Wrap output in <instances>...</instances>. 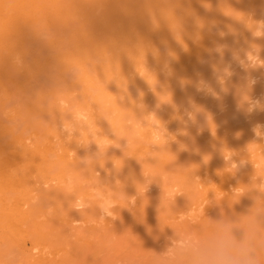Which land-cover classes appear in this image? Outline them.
I'll use <instances>...</instances> for the list:
<instances>
[{
    "label": "rangeland",
    "instance_id": "1",
    "mask_svg": "<svg viewBox=\"0 0 264 264\" xmlns=\"http://www.w3.org/2000/svg\"><path fill=\"white\" fill-rule=\"evenodd\" d=\"M1 1V6L2 3H6L5 0ZM133 1L135 4L141 5L143 10L151 4V0ZM171 1L162 0L163 6L169 7L173 4V2L170 4ZM26 2H21V5L24 6L15 4L17 10L14 11L21 14L14 11L7 13L4 9L6 4L2 6L4 8L0 6L2 8H0V25L3 22L6 23L7 20L5 25L10 23L9 27L0 26V30H6L4 33L0 31L2 33H0V37L4 39H1L0 43V73L4 75L3 72L12 69L9 70L12 72V77L11 74H7L15 82L9 83L5 79L0 85V129L2 131V127L9 128L13 132L12 135L14 134L12 137L15 135L21 137L17 147L21 148L22 145L23 149L32 150V153H34L33 150H42L51 133L52 135L53 133L57 134L59 138L50 144L52 150L49 152H46L45 147L43 148L45 153L43 152L42 155L46 161L44 165H42L43 159L40 162V156H38L39 161L38 159L35 161L36 157L34 159L31 157L35 165L34 168L29 167L32 169V173H30L33 174L32 178L29 176L30 174L27 176V172L31 171L26 166V170L28 169L25 171L27 178L30 177L31 180L29 181L32 182L33 180L37 183H32V185L28 181L29 183L26 184L25 182V184L26 186H30L29 184L35 186L37 190L28 191L32 186L30 188L24 187L27 190L21 188L23 193L28 191L26 196L23 195V199H26V203H28L26 207L34 203V206H31L33 209L29 207V210L33 212L34 207L37 206V211L42 209L43 216L40 211H36L37 213L34 211L32 219L35 221L36 218L39 219L40 223L45 226L51 223L50 226L56 228L48 233V238L60 241L57 246L58 250H61L68 239L75 237L74 235L71 236V232L72 234L74 232V234L78 233V235L76 234V247L83 244L82 249L78 247L81 249H79L80 252L76 250V253L78 252L77 258H74L73 255V258L76 259V263L74 260L75 264H155L157 254L165 248L164 237L171 236L173 234L172 229H175L178 234L196 233L200 234V237L206 238L208 233L205 234L206 230H203L205 227L203 223L206 224L209 218L211 219L208 222L213 223L218 218L225 219L221 217L225 214L229 220L242 216L244 222L257 208L264 205V201L260 202L257 198L255 200V196L250 195L251 201V197L249 196V199L246 192V190L248 191L247 186L252 185L256 179L254 174L257 172L260 175L264 174V150H262L264 144L260 143V140V142L253 140L254 137L250 140L251 135H245L249 134L247 131L251 132L253 124L264 120L262 117L264 113H257L254 115L255 117L253 115L251 117L237 111L234 93L236 86L244 83L246 73L233 59V56L237 60L246 59L248 54L256 55L259 50V60L264 63V38L253 39L249 30L253 26V20H257L261 10H264V0H182L181 5L178 4L173 8L175 21L166 25L164 29L159 27L160 31L157 29L159 24L155 25V18L159 12L156 13V9L155 11L149 9L146 16L149 17V23L154 22L151 23L150 31L135 35L134 41L124 45L126 51L123 52L122 48L116 49L118 42L108 43L102 48L100 54L90 53L89 59L82 64L74 56L75 51L74 54H69L68 51L70 50L67 51L70 48L68 45H71L73 41L72 38H69L66 27L54 26L50 20L48 21L50 19L48 18L50 17L49 13H51L49 1L29 0L28 2L26 0ZM29 15L30 18H27ZM154 16L155 18H153ZM93 32H90L93 35L87 33V36L90 34L96 38L97 36ZM91 36L86 41L94 38ZM143 36H147V38H143ZM12 41L18 44L11 43ZM69 41L72 43L70 44ZM232 44H235L237 48L234 49ZM73 48L74 46H71V52ZM59 50H62V56L67 53V57L70 55L71 58H66L67 64H65L64 69L60 70H58L60 67H57L58 55L59 53L61 55ZM78 52L77 49L76 54ZM102 52L105 53L102 54ZM254 52L256 53L254 54ZM72 55L73 57H71ZM114 56H116L113 60L114 64L111 65L109 59ZM7 57L8 59H6ZM56 58L57 64L54 60ZM9 59L11 64H8L10 67L7 69ZM232 60L234 65L230 63ZM68 61L70 62L68 63ZM139 61L140 65L138 64ZM226 63L233 65L234 69V75L225 85L230 90L227 97H221L217 100L209 94L198 95L203 76H206L207 73L209 76L207 78L214 79L216 75H212L214 72L211 74L210 71L215 70L217 74L216 70H219V66L224 67L227 65ZM216 64L219 65L218 68ZM14 67L17 69L14 70ZM244 67L247 68L248 65L245 64ZM98 69L106 70L96 73ZM25 70L27 74H24ZM30 70L32 71L30 72ZM255 72L258 75L257 78H261L259 81L264 80V68L252 72L249 69V73L255 74ZM118 73L124 75L119 77ZM196 77L199 78V81L196 80ZM192 79L196 81L193 82ZM180 80H183L184 83H181ZM19 81L21 84L23 82L22 89L19 88L21 86H19L20 83L18 84ZM192 82L193 84L197 82L195 84L196 86L199 85V88L195 85L192 88ZM220 87L222 86L220 85ZM182 88L183 92H180L179 89ZM5 89L9 91L6 92L7 94L4 93ZM192 89L193 93L190 92ZM253 90L255 93L264 91V81L259 82ZM239 91L242 89L238 88ZM254 92L252 91V94ZM193 94L197 96L195 99L190 98L194 96ZM37 95H40L38 99ZM190 101L194 103L192 104ZM33 104H37L38 110L30 112V109H27L31 106H28H33ZM178 104L185 105L181 108V105L178 106ZM188 104L192 105V108ZM81 110L83 114H88L91 136L88 131H81L77 137L67 138L63 136L58 131L60 121H71L73 113L82 112ZM3 132L4 134L1 135L5 136H0V145L8 146L5 149L8 154L11 149L14 150V145L10 144L13 138L9 132ZM258 145H261V149L256 152V148H259ZM21 149L18 150L21 151ZM225 149L230 150V152L233 151V159L226 160V158L221 157V153H223L221 151ZM11 159L14 160L15 158ZM228 161L238 164V168L234 163L228 164ZM252 161L254 162L253 165ZM37 164V167L39 164L41 165L40 168L44 167L43 174L40 176L42 169L39 168L40 173H38ZM61 169H63L62 174ZM96 170L98 171L96 172ZM221 172L222 174H220ZM223 172L229 175V179ZM61 175H63V179H61V183H63L60 187L64 192L60 190L59 195L65 197L67 193L74 195L76 192L81 199L77 198L75 196L77 194H75L76 203L86 204V207L81 205L83 210L81 207L78 209L74 206L75 202L73 201L75 200H70L73 199L71 194L69 196L72 197H69V200L73 205L70 209H65L63 206V210L60 208L61 205L58 207L60 209L57 210L58 205L55 203L58 202L57 197L48 199L52 198L48 194L52 192L50 190L45 193V190H49L50 184L54 186L58 182L57 178ZM54 176H57L56 179ZM50 177L55 180L53 183L49 181V179L52 180ZM200 178H202V182ZM99 179L102 183L113 187L116 183L126 196L132 197L131 199L135 201V207L128 210L124 195L113 193L109 189L111 195L118 196L114 202L124 208H119L118 212L113 214V219H101L96 210V201L92 196ZM42 182L46 183L47 188ZM198 182L202 184L200 185ZM192 183L194 189L191 191ZM203 184L204 187H202ZM250 185L249 189L253 187ZM38 187L42 190L39 191ZM244 187L247 189L242 190ZM35 188L33 187V189ZM51 188L53 189V187ZM197 189L198 191H194ZM175 192L177 193L175 194ZM248 192L250 194L251 191ZM139 193L140 195H138ZM224 193L226 195H223ZM46 194L47 197H45L48 200L41 197ZM59 195L58 197H60ZM240 195L242 198L244 196L248 198V201L253 202L254 200L257 207L247 201L248 205L246 206V202H244L246 199L243 201L241 198H236L241 199L240 201L244 203L236 202L235 196L239 197ZM222 197L225 198L222 199ZM27 198L30 199V202ZM65 198L62 199L66 200L68 197ZM146 198L152 203L147 207L145 205ZM228 198L230 201L233 198L236 203L243 206L234 208V212L230 211L232 210L230 209L231 205L226 203ZM51 200L56 201L52 202ZM234 201L233 204H235ZM200 202L201 207L198 205ZM224 202L226 206H224ZM29 203L31 204L29 205ZM218 205L222 206L219 207ZM227 205L230 206L229 209ZM73 206L77 213H74L76 211L72 209ZM55 207L56 210H54ZM202 207L204 209H201ZM175 208L179 209L176 210ZM214 209H216L215 212ZM62 210L66 211L65 215ZM70 212L74 217L75 215L78 217L83 215L79 218L83 219L81 222L79 221L80 223L68 221L71 226H76V230L80 228L79 231H87L83 232L85 234L82 236L83 239L80 236L82 241L78 237L82 232L73 230L74 227L71 229L65 219L66 225L64 227L66 226V228L64 232L62 231L64 228L61 217L64 218L69 213L70 218H74ZM35 213L37 215H34ZM244 217L246 218L244 219ZM66 218L69 219L68 216ZM238 221L237 218L236 222L238 223ZM261 221L264 222V217L261 218ZM67 225L70 229L67 228ZM212 225L210 224L211 227ZM47 226L49 227V224ZM210 226L208 224L206 228ZM59 227L63 229L60 230ZM25 229L28 231V225L23 228L24 232ZM67 230L69 234L68 232L66 234ZM109 232L113 235H110ZM26 236L27 233L25 232L23 240L26 239ZM63 237L65 240L68 237L67 241H64ZM122 238L124 239L122 240ZM28 240L27 238V248L31 246ZM135 240L139 241L140 244L136 245L137 241L134 242ZM116 245L117 247L121 245L118 249L116 247L120 252L114 250ZM127 255H132V258L129 256L128 259ZM3 260L15 263L16 254L6 255Z\"/></svg>",
    "mask_w": 264,
    "mask_h": 264
},
{
    "label": "bare ground",
    "instance_id": "2",
    "mask_svg": "<svg viewBox=\"0 0 264 264\" xmlns=\"http://www.w3.org/2000/svg\"><path fill=\"white\" fill-rule=\"evenodd\" d=\"M1 1V0H0ZM22 1H25L26 2V0H5L4 2H6V3H2V6L3 5H5V8L4 7H2L1 6V3H0V6L2 7V8H4L5 9V11H7V13H9L10 11H14V10H17V9H15L16 7V5L17 4H20V6H24V5H21L22 3ZM28 2H29V0H27ZM31 1V0H30ZM33 1V0H32ZM49 1V5H50V7H51V13H49V15H50V17H48V18H50V19H48V21L50 20V22H52L51 24H53L54 26H59V27H62V26H64V27H66V29L68 30V34H69V38H72V41H73V43L72 42H70V44L72 43V44H74V45H68L70 48L69 49H67V51L68 50H70V51H68V52H70L69 54H74L75 53V55L74 56H76V58H78V60H76V61H78V62H81L80 64H82V63H84L85 61H87L88 59H89V57H88V55L90 54V53H96V54H100L101 53V51H102V48L103 47H105L108 43L110 44V43H114V42H118V46H117V48L116 49H121L122 48V50H123V52L124 51H126V46H124L126 43H128V42H130V41H134V37H135V35H141L142 33H146V32H148V31H150V29H151V27H152V25H151V23H149V17L148 16H146V13H147V11L150 9L151 11H155V9H156V13H158L159 12V14H158V16L155 18V16L153 17V18H155L156 19V21H155V25H158V27H157V29H158V31H160V29H159V27L160 28H162V29H164V27L166 26V25H169L170 23H172V22H174L175 21V15H174V13H173V8H174V6H176V5H178V4H180L181 5V1L182 0H172L171 1V3L170 4H172V2H173V4L172 5H169V7L168 6H166V7H164L163 6V3H162V0H151L150 1V6L148 7V8H145L144 10L143 9H141V5H139L138 3L137 4H135V2L133 1V0H48ZM1 2H3V0L1 1ZM24 3V2H23ZM27 3V2H26ZM35 3V2H34ZM16 4V5H15ZM27 4H29V3H27ZM33 4V3H32ZM36 4V3H35ZM28 6V5H27ZM153 6V7H152ZM0 7V8H1ZM151 7H152V9H151ZM1 8V9H2ZM154 8V9H153ZM100 9V10H99ZM167 9V11H165ZM21 10V9H20ZM99 10V12H97ZM2 11V10H1ZM262 11V12H261ZM261 11H259V12H261V13H259V17L257 18V20L258 19H264V10H261ZM14 12H18V11H14ZM19 13V12H18ZM98 13V14H97ZM258 13V12H257ZM19 14H21V13H19ZM23 15H24V13H22ZM261 14V15H260ZM98 15V16H97ZM15 16V15H14ZM28 16V15H27ZM26 16V17H27ZM11 18H12V16H11ZM17 18V17H16ZM27 18H30V15H29V17H27ZM26 18V19H27ZM32 18V17H31ZM151 18V17H150ZM134 21H133V20ZM152 19V18H151ZM132 20V21H131ZM157 20H159V22H157ZM131 21V22H130ZM152 21V20H151ZM7 22H8V20H7ZM6 22V23H7ZM9 22H10V19H9ZM14 22H15V20H14ZM6 23H2L0 26H3L4 25V27L6 26L5 24ZM154 23V22H153ZM152 23V24H153ZM158 23V24H157ZM10 23H8L7 24V26L9 25ZM6 26V27H7ZM3 27V29H5ZM9 27V26H8ZM7 29V28H6ZM88 29V30H87ZM138 30V31H137ZM0 31H2V30H0ZM4 31L6 32V30H3L2 32L4 33ZM93 32V33H95L94 35H96L97 37L95 38L94 36V38L91 36V35H93V34H91L90 32ZM137 31V32H136ZM1 33V32H0ZM87 33H90V34H88V36H87ZM2 34V33H1ZM0 34V35H1ZM94 39H89V40H91V41H86V39H88L90 36ZM164 35V34H163ZM6 36V35H5ZM146 38H147V36H145ZM144 36H143V38H145ZM1 37H0V43H1ZM7 39V38H6ZM2 40H4V39H2ZM8 40V39H7ZM103 40H104V42H103ZM8 42V41H7ZM10 42V41H9ZM16 42V41H15ZM17 42H19V41H17ZM226 42V41H225ZM11 43H14V41H12ZM21 43V42H20ZM14 44H18V43H14ZM223 44H225V43H223ZM229 44V43H228ZM4 45V44H3ZM10 45H13V44H10ZM234 47L236 46L235 44H232ZM71 46H74V48L72 49V52H71ZM124 46V47H123ZM221 46H222V44H221ZM237 47H235L234 49H236ZM77 49L79 50V52L76 54V51H77ZM88 50H89V52H88ZM75 51V52H74ZM58 52H61V55H60V53H59V57H58V64L56 63V61H57V58L56 59H54L55 60V63L57 64V67H60L58 70H60V69H64V66H66L65 64H67V59L66 58H70V55H68V57H67V53H64L65 55L64 56H62L63 55V53H62V50H59ZM74 52V53H73ZM138 52V51H137ZM103 53H105V52H102V54ZM256 52H254V54H255ZM252 56H255V55H253V54H251ZM260 55V54H259ZM247 56H249V54L247 55ZM57 57V56H56ZM71 57H73V55L71 56ZM115 57L116 56H114L113 58H110L109 60H110V62L112 63H110L111 65H113L114 63H113V60H115ZM140 57H141V55H140ZM246 57V56H245ZM6 59H8V57L6 58ZM5 59V61L7 62V60ZM65 59H66V61H65ZM71 59V58H70ZM108 60V61H109ZM9 62L7 63V66H8V68L7 69H9V63H10V59L8 60ZM70 61H68V63H69ZM220 63H221V61H219ZM219 62H218V64H219ZM224 62H226V61H224ZM228 62H229V60H228ZM233 62V60L230 62V63H232ZM236 62V61H235ZM138 63V62H137ZM11 64V63H10ZM139 65H140V61H139V63H138ZM218 64H216V67L218 68V66L220 65H218ZM222 64H225V63H222ZM226 64H228V63H226ZM233 65H234V63H232ZM236 64V63H235ZM143 65V64H142ZM215 65V64H214ZM233 65H232V70H234L233 69ZM238 65V64H237ZM237 65H235V66H237ZM56 66V65H55ZM121 66H123V65H121ZM135 66H137V65H135ZM213 66V65H212ZM225 66V65H224ZM239 66V65H238ZM6 67V66H5ZM11 67H13V65H11ZM32 67V66H31ZM140 67V66H139ZM138 67V68H139ZM211 67V66H210ZM221 67V68H220ZM15 68V67H14ZM212 68V67H211ZM223 67L222 66H219V70L220 69H222ZM17 68H15L14 70H16ZM32 69V68H31ZM210 69V68H209ZM10 71L12 70V69H9ZM9 70H7V72L5 71V72H3L4 73V75L2 74V73H0L1 75H0V85H1V82L2 81H4L5 79H7L8 81L7 82H9V83H15L13 80H12V72H9ZM103 69H98L97 70V72L96 73H98V71L100 72V71H102ZM106 70V69H105ZM105 70H103V71H105ZM207 70V69H206ZM218 70V69H217ZM216 70V71H217ZM28 71H29V69H28ZM27 71V72H28ZM32 70H30V72H31ZM33 71H34V69H33ZM214 72V73H213ZM11 74L10 76H8V74ZM26 73V70H25V72H24V74ZM29 73V72H28ZM210 73L212 74V75H216V77L213 79H209V78H207V77H209L208 75H207V73H206V76L204 75H202L204 78H203V80L202 81H200V83L201 82H206L207 83V85L208 86H210L212 89H214L217 93H219V95H220V97H227V95H228V93L230 92V90L228 89V91L227 92H223V91H221V87H220V85L218 84V82H217V74L215 73V70H213L212 72L210 71ZM209 73V74H210ZM27 74V73H26ZM250 74H252V73H250ZM257 74H259L258 72H257ZM122 75H124V74H122V73H118V76L119 77H121ZM212 75H211V77H212ZM252 75H254L255 77H258V75H256V72H255V74H252ZM201 77V76H200ZM206 77V78H205ZM197 78V77H196ZM261 79V78H260ZM259 79V80H260ZM196 80H198L199 81V78H197ZM195 79H192V81L194 82V81H196ZM200 80H201V78H200ZM181 81V80H180ZM183 81V80H182ZM181 81V83H184V82H182ZM262 81H264V80H262ZM262 81H260V82H262ZM22 82V81H21ZM193 82L191 83L192 85H193V87L192 88H194V85L196 86V84H197V82H195L194 84H193ZM20 83V81L18 82V84ZM22 84H23V82H22ZM22 84L20 83L19 84V88L20 89H22ZM185 85V84H184ZM183 85V86H184ZM191 85V86H192ZM16 86V85H15ZM18 86V85H17ZM202 85H200V87H201ZM179 87H180V84H179ZM185 87H186V85H185ZM189 87V86H188ZM187 87V88H188ZM196 87H198L199 88V85L198 86H196ZM189 89V88H188ZM191 89V88H190ZM200 89V88H199ZM258 89H260V88H258ZM8 89H5L4 91V93H8L9 91H7ZM179 90H181L180 92H183L182 90H183V88L182 89H179ZM199 92H198V95H200V96H203V95H208V93L206 92V91H201L200 92V90H198ZM253 92H254V90H252ZM260 91V90H259ZM190 92H194L193 91V89H192V91H190ZM196 92V91H195ZM6 93V94H7ZM186 93V92H185ZM180 94V93H179ZM182 94V93H181ZM262 94H264V91H260V92H257V93H253V95L254 96H259V95H262ZM9 95H10V93H9ZM184 95H186V94H184ZM194 96L193 97H190V98H192V99H195V96H196V94H193ZM210 95V94H209ZM40 96V95H39ZM38 95L36 96L37 97V99H38V97H39ZM210 96H212V95H210ZM187 97V96H186ZM197 97V96H196ZM186 99V98H185ZM192 99H191V101H192ZM175 100H178V99H175ZM179 100H181V99H179ZM62 101V100H61ZM185 101V100H184ZM190 101V102H191ZM194 101V100H193ZM192 103V102H191ZM194 103V102H193ZM192 103V104H193ZM142 105V104H141ZM174 105V104H173ZM175 105H177V104H175ZM179 105H181V108H182V106L183 105H185V104H178V106ZM189 106H190V104H188ZM31 106V107H30ZM186 106H187V104H186ZM192 106V105H191ZM190 106V108H192ZM28 107H30V108H28L27 110H29L30 109V112L31 111H37L38 110V106H37V104L36 105H34L33 104V106L32 105H29ZM188 107V106H187ZM184 108V107H183ZM188 110H189V108H187ZM82 110H84L85 111V109H82ZM81 110V111H82ZM184 110H185V108H184ZM191 112V111H190ZM82 115H85V113L83 114V111L82 112H80ZM88 113V112H87ZM18 115V114H17ZM88 114H86V116H87ZM140 115V114H139ZM255 115V114H254ZM253 115V116H254ZM262 115V114H261ZM260 115V116H261ZM253 116H251V117H253ZM131 117V116H130ZM130 117H128V118H130ZM140 117V116H139ZM255 117V116H254ZM262 117H264V116H262ZM258 118H259V116L257 117V120H258ZM260 119H262V118H260ZM259 119V120H260ZM131 120V119H130ZM253 120L255 121V119L253 118ZM142 122H144V121H142ZM258 122V121H257ZM256 122V123H257ZM260 123H264V120H262V122L261 121H259ZM136 123V122H135ZM255 123V122H254ZM138 124V123H137ZM57 125V124H56ZM5 128V129H4ZM2 127V131H1V129H0V132H2V133H0V136L1 137H4L3 135H1V134H4V132L3 131H5V132H9V134L11 135V137L14 135H12V131L8 128L7 129V127ZM11 132V133H10ZM245 132V131H244ZM249 132V134H245V135H251L250 137H251V139L249 138V136H248V139H250V140H252V138H253V134H251V132L250 131H247V133ZM8 133H6V135H9ZM59 135V134H58ZM60 136V135H59ZM167 137H168V134L166 135ZM165 136V137H166ZM14 137H16V135L14 136ZM14 137H12L13 139V141L11 140L10 141V144H13L14 145V147H13V149L14 150H12L11 149V151H9L10 153H6V151H5V149H7V147L8 146H6V145H0V264H75L76 263V259H74V258H77L76 256H77V253H76V250H78L79 251V249L81 248L82 249V246H83V244H81L80 246H78V247H80V248H78V247H76V240H77V235H78V233H76V234H74V232H73V234H72V232H71V236L72 235H74L73 237V239H74V241H73V239H68V237L66 238V240L64 239V237H63V239H64V241H67V239H68V241L67 242H65L64 243V245H63V247L61 248V250H58L57 249V246L60 244V241L58 242V241H55V239L54 240H50L49 238H48V236H49V232H51L52 231V229L54 228V227H52V225L50 226V224L51 223H48L49 224V227L46 225H43L42 223H40V221H39V219H37L36 218V221L38 220L39 222H36L34 219H32V214L34 213V211L36 212L37 211V209L34 207V211L32 212V210H29L30 208L29 207H33L34 205V203L31 205V206H29L28 207V205H27V207H28V209H26L27 207H26V204H28V203H26L27 201H26V199H23V197L24 196H26V194H27V192L28 191H30L31 192V189L34 191V190H37V188H35V186H32L33 184L32 183H37V182H34L33 180H32V182L31 181H29V180H31V178H32V175L33 174H30V173H32V169H30L31 167L32 168H34L35 167V165H34V161H32L35 157H36V160L35 161H37V159H38V161H39V157L38 156H40V162H41V160L42 161H44L45 160V157H44V155H42L43 154V152L45 151V150H43V148L45 147L46 148V152H49L50 150H52V147H51V145L50 144H53V140H55V139H59L58 138V136H57V134H54L53 133V135H52V133H51V135L50 136H48V138L46 139V141L48 140V142H47V144H45L44 145V147L42 148V150L41 149H38V151L37 150H33V152L34 153H37V154H34V153H32L30 150H26V149H23L22 148V145H21V148L23 149H21V148H19V147H17V145L19 146V142H20V138L17 136L16 138H14ZM172 139V138H171ZM170 140V139H169ZM253 140H255V139H253ZM257 141H259V140H257ZM260 142V141H259ZM49 143V144H48ZM256 143V142H255ZM260 143H262V144H264V141H261ZM260 143H257V144H260ZM1 144V143H0ZM9 145V144H8ZM259 146V145H258ZM40 147V146H39ZM261 145L259 146V148H256L257 149V151L256 152H258L261 148ZM38 148V147H37ZM70 148V147H69ZM262 148H264V146H262ZM18 149H21V151L20 150H18ZM255 149V150H256ZM39 150H41V151H39ZM262 150H264V149H262ZM8 151V150H7ZM30 151V152H29ZM36 151V152H35ZM221 152H223V153H221L222 154V158H226V160L227 159H229L230 160V158H232V155H233V151L232 152H230V150H227V149H225V150H222ZM254 152V151H253ZM252 152V153H253ZM5 153V154H4ZM45 153V152H44ZM69 153H71V151H69ZM67 154V153H66ZM72 154V153H71ZM70 154V155H71ZM223 154H224V156H223ZM7 155V156H6ZM10 156V158H9V156ZM36 155V156H35ZM42 155V156H41ZM6 156V157H5ZM67 156H69L68 154H67ZM219 156H220V153H219ZM31 157L33 158V159H31ZM38 157V158H37ZM42 157V158H41ZM11 158H15L14 160H12ZM9 159V160H8ZM63 159H65L64 157H63ZM233 159V158H232ZM31 161H32V164H31ZM232 161V160H231ZM231 161H228L229 163L228 164H230L231 165ZM235 161V160H234ZM27 162V163H26ZM29 162V163H28ZM45 162L46 161H44V163L42 164V165H44L45 164ZM253 162V161H252ZM234 163V162H233ZM232 163V164H233ZM27 164H29V165H27ZM41 164V163H40ZM39 164V167H37L38 166V164L36 165V168H37V170H38V173H40L41 172V174H39V176L40 175H42L43 174V166H42V168H40L41 167V165ZM254 164V162L252 163V165ZM31 165H34V166H31ZM26 166H28V169H30V171L31 172H27V176L29 175L30 177L29 178H27V176H26V172L25 171H28V169L26 170ZM70 166H72V165H70ZM233 166V165H232ZM30 167V168H29ZM39 168H40V172H39ZM64 169V168H63ZM63 169H61V174H62V170ZM96 169V168H95ZM94 169V170H95ZM93 170V171H94ZM98 170H96V172H97ZM95 172V173H96ZM99 173V172H98ZM217 173V172H216ZM220 174H222V172L220 173ZM219 174V175H220ZM223 174L227 177L228 176V179H229V175H227L226 173H224L223 172ZM257 174H258V172H257ZM254 174L255 176H256V179H258L257 181H256V179L254 180V183H252V185H253V187H257L258 185H256L255 183H259L260 182V178H258V175H259V177H261V178H264V174H262V175H260V174ZM198 175V174H197ZM218 175V176H219ZM195 176V175H194ZM55 177H57V176H54V179H56ZM253 177V176H252ZM52 180H50L49 179V181H52V183H53V181H55L54 179H53V177H50ZM197 178V177H196ZM255 178V177H254ZM27 179V180H26ZM48 179V178H47ZM61 179H63V175H61V176H59L58 178H57V181L58 182H56L57 183V185H56V183H55V187L53 186V185H51L50 183V186L51 187H53V189L51 188V187H49L48 186V189L49 190H45V193L46 192H49L50 190V192H52V193H48L50 196H52V198L50 197V198H48V199H54L55 197H57L56 199H57V201L58 202H60V203H58V202H55L56 200H53L55 203H57L56 205H58L57 206V210L58 209H63V206H65L64 208L65 209H67V208H71V205H73L72 204V202L70 201V200H75V201H73V202H75V204H74V206H76V207H78V209H79V207H81V209H82V206L81 205H83L82 203H81V199L79 198L80 197V195H78L76 192L74 193V195L75 194H77V195H75V196H77V198H79L78 200L80 201V203L81 204H78V203H76L77 202V198H75L74 199V195L73 194H71V193H67V194H65V197L67 198H65V197H63L62 195L60 196L59 194L61 193V191L62 192H64L63 190H62V188L60 187L61 186V184L63 183H61ZM202 178H200V180H201ZM31 182V184H29L30 186H26V184H28L29 182ZM63 181V180H62ZM206 181V180H205ZM25 182H26V184H25ZM197 182V181H196ZM200 182V181H199ZM198 182V183H199ZM201 182H202V180H201ZM207 182V181H206ZM41 183V182H40ZM43 183V182H42ZM194 183H195V180H194ZM197 183V184H198ZM231 183V182H230ZM44 185L46 184V183H43ZM200 185L202 184V183H199ZM48 185V184H47ZM192 185H193V183H192ZM199 185V186H200ZM207 185V184H206ZM250 185V184H249ZM249 185L247 186V188H248V190H249ZM252 185H250V187L252 186ZM32 186V187H31ZM46 186V185H45ZM147 186V185H146ZM150 186V185H149ZM232 186H233V183H232ZM235 186V185H234ZM237 186V185H236ZM244 186H246V185H244ZM24 187H27V188H30L28 191H24V193H23V189L24 190H27V188L25 189ZM33 187L35 188V189H33ZM192 187V186H191ZM190 187V188H191ZM198 187V186H197ZM202 187H204V184L202 185ZM225 187V186H224ZM253 187H251V188H253ZM259 187H261V190L262 191H264V185H260ZM21 188H23V189H21ZM39 188V187H38ZM44 188V187H43ZM46 188H47V186H46ZM189 188V187H188ZM208 188V187H207ZM237 188V187H236ZM246 187H244L242 190H244ZM246 188V189H247ZM20 189V190H19ZM187 189V188H186ZM192 189H194V185H193V187L191 188V191H192ZM195 189H196V187H195ZM199 189V188H198ZM198 189L197 190H194V191H198ZM200 189H201V187H200ZM40 190H42V189H40L39 188V191ZM61 190V191H60ZM178 190V189H177ZM176 190V191H177ZM188 190H190V189H188ZM224 190H226V189H224ZM227 190H229L228 188H227ZM226 190V191H227ZM237 190V189H236ZM239 190V189H238ZM237 190V191H238ZM22 191V192H21ZM183 191V190H182ZM230 191V190H229ZM247 191V190H246ZM58 192V193H57ZM134 192V191H133ZM145 192H147L146 190H145ZM178 192V191H177ZM177 192H175V194L177 193ZM224 192V191H223ZM222 192V193H223ZM23 193V194H22ZM35 193H37V192H35ZM44 193V194H45ZM135 193V192H134ZM134 193H132V194H134ZM136 193H138V192H136ZM190 193V192H189ZM192 193V192H191ZM195 193V192H194ZM226 193V192H225ZM223 194V195H226V194ZM228 193H230V192H228ZM244 193V192H243ZM248 193V196L247 197H249L250 195L252 196V197H254L255 196V200H257L256 199V196H258L259 195V193L258 192H256L254 189L253 190H251V192H250V194H249V192H247ZM12 196H11V195ZM25 194V195H24ZM60 196V197H58V195ZM73 195V199H70L69 197H72V196H69V195ZM196 194V193H195ZM194 194V195H195ZM235 194H237V193H235ZM240 194V193H239ZM242 194V193H241ZM24 195V196H23ZM64 195V194H63ZM138 195H140V193L138 194ZM187 195V194H186ZM233 195V194H232ZM47 197V194L46 195H43V196H41L42 198H44V197ZM230 196V195H229ZM243 196V195H242ZM242 196H235V198H234V200L236 201V202H240V203H244V202H250L251 204H254V200H253V202H251L252 201V197H251V201L249 200H247L248 198H246L245 196H244V198H242ZM45 197V198H46ZM49 197V196H48ZM138 197V196H137ZM226 198H227V196H225ZM225 197H222V199L223 198H225ZM231 197V196H230ZM229 197V198H230ZM250 197H249V199H250ZM58 198H60V200H58ZM65 198L66 200H63V199ZM228 198V201L226 202V203H230V205H231V208H230V206H228L227 205V207H228V209L230 208V209H232V210H230V211H233L234 212V208H241L242 206H241V204H238V203H236L234 200H233V198H231L232 200L230 201V199ZM236 198H241L244 202H242V201H240L241 199H236ZM39 199V198H38ZM47 199V198H46ZM47 199V200H48ZM70 199V200H69ZM180 199V198H179ZM221 199V198H220ZM25 200V201H24ZM27 200H28V202H30V199L29 198H27ZM133 200V199H132ZM146 200H147V198H146ZM225 200V199H224ZM239 200V201H238ZM24 201V202H23ZM52 201V200H51ZM52 201V202H53ZM71 203H69V202ZM78 201V202H79ZM141 201V200H140ZM221 201V200H220ZM235 202V204H233L232 202ZM258 201H260L259 199H258ZM148 202V203H147ZM219 202V201H218ZM221 202H223V201H221ZM246 202V203H247ZM261 202V201H260ZM138 203V202H137ZM194 203V202H193ZM245 203V205L247 206L248 205V203L246 204ZM31 203H29V205H30ZM60 204V205H59ZM85 204V203H84ZM152 203H151V201L149 200H147L146 202H145V205H146V207L147 206H150ZM181 204V203H180ZM199 204H201V202L200 203H198V205ZM205 204V203H204ZM220 204H222V203H220ZM233 204V205H232ZM62 205V207H60V208H58L59 206H61ZM86 205V204H85ZM215 205V204H214ZM238 205H239V207H238ZM35 206H36V204H35ZM69 206V207H68ZM74 206H73V210L74 211H76L75 209L76 208H74ZM197 206V205H196ZM200 206V205H199ZM219 206V205H218ZM222 206V205H221ZM221 206H219V207H221ZM224 206H226L225 205V202H224ZM233 206H237V207H233ZM249 206H250V204H249ZM253 206V205H252ZM257 207V205L256 204H254V207ZM31 207V209H33ZM86 207V206H85ZM173 207V206H172ZM191 207V206H190ZM198 207V206H197ZM201 207V206H200ZM204 207V206H203ZM201 208V209H204V208ZM212 207V206H211ZM211 207H210V209H211ZM233 207V208H232ZM245 207V206H244ZM251 207V206H250ZM145 208V207H144ZM149 208V207H148ZM195 208V207H194ZM205 208H206V205H205ZM253 208V207H252ZM69 209H68V212H69ZM71 209V210H72ZM176 210H178L177 208H175ZM195 209H197V208H195ZM216 209H217V207H216ZM216 209H214V212H215V210ZM254 209V208H253ZM41 210L42 209H39V211L41 212ZM54 210H56V207H55V209ZM64 210V209H63ZM62 210V211H63ZM83 210V209H82ZM129 210V209H128ZM213 210V209H212ZM218 210V209H217ZM224 210V209H223ZM223 210H221V211H223ZM39 211H37V212H39ZM194 211V210H193ZM203 211V210H202ZM201 211V212H202ZM36 212V213H37ZM64 212V211H63ZM66 212V211H65ZM65 212H64V215H65ZM200 212V213H201ZM204 212V211H203ZM202 212V213H203ZM224 212V211H223ZM34 214V215H37V214ZM73 213V212H72ZM74 213H77V211L76 212H74ZM176 213V212H175ZM181 213H183V212H181ZM220 213V212H219ZM218 213V214H219ZM39 215H40V213H38ZM43 214V212H41V215ZM67 214V213H66ZM70 214H71V212H70ZM34 215H33V217H34ZM38 215V216H39ZM82 215V214H81ZM81 215H79V217L78 216H76L75 215V217H74V215L73 214H71V216L72 217H74V218H70V215H69V213H68V215H66V217L68 216L69 217V219L68 218H66V217H61L63 220V228L62 227H59L58 229H60L61 230V228L63 229L62 231L64 232V230H65V228H66V226L64 227V225H66L65 223H64V219H65V221H67L66 223L68 224V225H70L71 226V224H69L68 223V221H70V223H73V222H81V220H83V219H79L80 217H82ZM173 215V214H172ZM186 215V214H185ZM43 216V215H42ZM188 216V215H187ZM200 216V215H199ZM211 216H214V215H211ZM227 216V215H226ZM35 217H37V216H35ZM76 217H78V219H75ZM184 217V216H183ZM182 217V218H183ZM186 217V216H185ZM184 217V218H185ZM193 217V216H192ZM196 217H198L197 215H196ZM221 217H224L225 219H227V217H225V214H223V216H221ZM171 218L173 219V217L171 216ZM208 218V217H207ZM213 218V217H212ZM236 218V217H235ZM238 218V223L236 222V219ZM236 219H234V220H232V221H234V222H236V225H237V227L238 228H244L245 226H246V223H245V221H248L247 219L248 218H246V217H244V219L246 218V220H244V222H243V217L242 216H239V217H237ZM242 218V219H241ZM66 219H68V220H66ZM171 219V220H172ZM175 219V218H174ZM200 219V218H199ZM210 219L211 218H209V220L208 221H210ZM219 219V218H218ZM217 219V220H218ZM35 222H34V221ZM51 220H52V218H51ZM206 220V219H205ZM217 220H214L213 221V223H210V222H208L207 221V223L205 224V223H203V225H205V227H204V229L203 230H206L205 232V234H207L208 236L209 235H211L212 234V232H213V230H214V226H215V221H217ZM219 220H222L221 218L219 219ZM242 220V221H241ZM187 221V220H186ZM241 221V222H240ZM49 222V221H48ZM79 222V223H80ZM177 222V221H176ZM188 222V221H187ZM78 223V224H79ZM77 224V225H78ZM183 224V223H182ZM181 224V225H182ZM208 224H209V226H210V224L212 225V227L210 226L209 228H206V227H208ZM28 225V231H27V229H25L26 231V233H27V236H26V239L28 238L29 240H28V242L30 243V247L29 248H27V246H26V239H24L23 240V236H24V234H25V232L23 231V228L24 227H26ZM68 225H67V228H68ZM76 225V224H75ZM180 225V224H179ZM180 225V226H181ZM243 225V226H242ZM72 227H74V225L73 226H71V229H72ZM77 227H79V226H77ZM76 228V226L74 227V229L73 230H75V231H79V229H75ZM56 228H54V230H55ZM68 229H70V228H68ZM81 229H82V227H81ZM209 231H208V230ZM213 229V230H212ZM72 230V231H73ZM175 230V229H174ZM194 230V229H193ZM212 232H211V231ZM81 231V230H80ZM79 231V232H80ZM195 231V230H194ZM67 232H68V234H69V231L67 230L66 231V234H67ZM82 233L78 236L79 237V239L81 240V238L83 239V235H85V234H83V232H84V230H82L81 231ZM85 232H87L86 230H85ZM84 232V233H85ZM127 232V231H126ZM172 232H173V230H172ZM58 233H60V232H58ZM123 233V232H122ZM198 233V232H197ZM109 234L111 235L112 233H110L109 232ZM108 234V236H110ZM121 234V233H120ZM123 234H126L125 232L123 233ZM122 234V235H123ZM180 234V233H179ZM241 233H237V235L239 236ZM60 235V234H59ZM61 235H63V234H61ZM65 235V234H64ZM113 235V234H112ZM66 236V235H65ZM80 236H81V238H80ZM121 236V235H120ZM150 236V235H149ZM199 236H200V234H199ZM204 236H206V235H204ZM203 236V237H204ZM147 237V236H146ZM61 238V237H60ZM59 238V239H60ZM139 238V237H138ZM201 238H202V236H201ZM206 238H207V236H206ZM62 239V238H61ZM78 239V240H79ZM119 239H120V237H119ZM124 238H122V240H123ZM202 239H204V238H202ZM70 240V241H69ZM79 240V241H80ZM138 240V239H137ZM137 240H135L134 242H136ZM141 240V239H140ZM149 240V239H148ZM82 241V240H81ZM142 241H144V240H142ZM142 241H141V245H142ZM123 242V241H122ZM133 242V243H134ZM86 243V242H85ZM84 243V244H85ZM144 243V242H143ZM78 244H80V243H78ZM136 245H138V244H140V242L139 241H137L136 243H135ZM129 245H130V243H129ZM148 245V244H147ZM121 245H119L118 247H117V245L116 246H114V250L116 249V247H117V249L120 247ZM77 249H76V248ZM123 248V247H122ZM139 248V247H138ZM140 248H141V246H140ZM80 249V250H81ZM116 249V250H117ZM115 250V251H116ZM137 250H139V249H137ZM117 251H119V250H117ZM135 251V250H134ZM134 251H133V253H134ZM139 251H141V250H139ZM80 252V251H79ZM120 252V251H119ZM138 252V251H137ZM142 252V251H141ZM16 254V261H15V263H11V262H7V261H4L3 260V258L6 256V255H9V254ZM75 253H76V255H75ZM73 255L75 256L74 258H73ZM128 256V255H127ZM129 256H131L130 258H132V255H129ZM129 256H128V259H129ZM127 258V257H126ZM156 258V257H155ZM74 260H75V263H74ZM156 264V263H155Z\"/></svg>",
    "mask_w": 264,
    "mask_h": 264
},
{
    "label": "clouds",
    "instance_id": "3",
    "mask_svg": "<svg viewBox=\"0 0 264 264\" xmlns=\"http://www.w3.org/2000/svg\"><path fill=\"white\" fill-rule=\"evenodd\" d=\"M253 22L252 28L249 29L252 38H264V19L253 20ZM233 59L246 73L244 83L236 86L234 93L237 111L245 116L264 113V94L260 96L252 94V90L260 82L259 78L249 73V69L252 72L264 68V63L259 60V50L255 56L249 55L246 59L239 60L233 56ZM245 64L248 65L247 68L244 67ZM233 75L231 64L217 70V82L222 86L221 91H228L225 85ZM201 85L198 90L206 91L217 100L221 98L219 93L208 86L206 82H201ZM238 88L242 91L238 92ZM58 131L67 138L77 137L81 131H88L91 136L87 116L80 112L73 113L71 121H60ZM251 132L255 140L264 141V123L253 124ZM235 166L238 168V164ZM259 178L260 182L256 183L258 186L250 188L248 191L254 189L259 193L256 198L264 201V191L259 187L264 185V178ZM109 189L113 193L124 195L129 210L135 207L132 197L126 196L116 183L113 187L102 183L99 179L92 196L96 201V210L101 219H113V214L118 212L119 208H124L114 202L118 196L111 195ZM262 217H264V205L251 214L244 228H238L235 222L229 219L218 220L212 234L204 239L196 233L178 234L172 229L173 234L164 237L165 248L157 254L156 264H264V222L261 221ZM238 232L241 233L239 236Z\"/></svg>",
    "mask_w": 264,
    "mask_h": 264
}]
</instances>
